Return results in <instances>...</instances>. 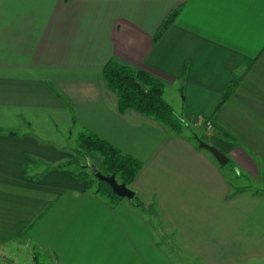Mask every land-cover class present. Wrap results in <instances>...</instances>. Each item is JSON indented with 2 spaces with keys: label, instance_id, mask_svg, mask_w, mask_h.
Wrapping results in <instances>:
<instances>
[{
  "label": "crops",
  "instance_id": "obj_1",
  "mask_svg": "<svg viewBox=\"0 0 264 264\" xmlns=\"http://www.w3.org/2000/svg\"><path fill=\"white\" fill-rule=\"evenodd\" d=\"M110 61L160 82L188 127L174 133L121 113L103 78ZM82 131L141 163L129 187L140 206L110 203L75 178L57 140ZM256 183L264 0H0V250L32 244L54 264H186L174 252L206 264L264 258Z\"/></svg>",
  "mask_w": 264,
  "mask_h": 264
},
{
  "label": "trees",
  "instance_id": "obj_2",
  "mask_svg": "<svg viewBox=\"0 0 264 264\" xmlns=\"http://www.w3.org/2000/svg\"><path fill=\"white\" fill-rule=\"evenodd\" d=\"M171 17L164 22L161 31L166 28ZM102 73L106 86L117 97L121 113L133 110L153 119L162 128L174 133L181 132L184 126L188 127L187 124L182 125L172 108L164 101V86L145 72L110 61L103 67ZM235 86L234 82L227 88L228 94L234 90ZM75 141L78 148L75 150L74 156L77 157L69 160L65 165L74 169L73 173L78 181L86 183L87 191L98 197L110 199V203L121 201L122 199L115 196L106 183L100 182L93 176L88 165H80L75 159L86 160L88 157L95 159L99 163V166L96 164L95 166L103 175L114 174L116 180L119 183H124L127 187L134 182L142 167L141 163L87 131L79 133ZM140 205L137 202L136 206ZM37 251L34 253L33 261L35 264H42L43 262H40L38 258L40 250Z\"/></svg>",
  "mask_w": 264,
  "mask_h": 264
},
{
  "label": "rangeland",
  "instance_id": "obj_3",
  "mask_svg": "<svg viewBox=\"0 0 264 264\" xmlns=\"http://www.w3.org/2000/svg\"><path fill=\"white\" fill-rule=\"evenodd\" d=\"M175 96L176 95L174 93L173 94L170 93V94H168L166 96L165 99H166V101H168L170 103V105L176 107V105H177L176 102L177 101H176V98H174ZM175 107H173V109L175 111H177V109ZM189 133L191 134V131H189ZM195 134H197L201 138V135H200L201 133L199 131L195 132ZM75 137H76L75 134L71 138H70V135L67 134L66 137L63 136L62 138L57 140V143L59 145H62V146H64L66 148V150L68 151L67 153H71L72 154V159L77 157V156H74L75 155V150L78 148L77 145H76V141H75L76 138ZM201 139L204 140L203 138H201ZM204 142H206V141L204 140ZM75 160H78L80 165L81 164H84V165H88V164L95 165L96 164V165L99 166V163L96 162L95 159H92L91 157L86 158V160L82 159V158L75 159ZM89 173H90V171H89ZM253 187L260 188L261 192H264V185L263 184L256 183V185H254ZM137 199L138 198L135 197V198L132 199V201L135 204H137V201H138ZM23 244H24V242L19 244L20 246H18L17 244H15V245H11L10 244V245H7L5 247L3 246L2 250H0L1 251L0 264H34V262L32 260L33 259V255H34L35 252H38V251L36 250V248L32 244L31 245H29V244L23 245ZM38 250H40L39 251L40 256L38 258H39L40 262H43L42 264H54V261L51 259L50 254H48L49 255L48 256L46 252H43L41 249H38ZM185 253H186L185 260H184V256L181 253L178 254L177 252H174V253H171V254H172V257H174L175 259L177 258L178 262H180V263L206 264L202 259L194 258L193 255H189L187 252H185ZM4 254L6 255V257L2 259ZM231 264H264V258L249 259L248 261L233 262Z\"/></svg>",
  "mask_w": 264,
  "mask_h": 264
},
{
  "label": "water",
  "instance_id": "obj_4",
  "mask_svg": "<svg viewBox=\"0 0 264 264\" xmlns=\"http://www.w3.org/2000/svg\"><path fill=\"white\" fill-rule=\"evenodd\" d=\"M197 139V138H196ZM198 146L199 148L201 149H205L206 151H208L214 158L215 160L218 162V164L220 166H224L228 159L226 158V156L224 154H222L219 150H217L216 148L198 140ZM88 167L91 171V173L93 174V176L99 180L100 182H104L106 183L112 193L121 198V199H128V200H131L134 198V192L132 190H130L124 183H119L116 178H115V175L112 174L110 176H106V175H103L99 169L93 165V164H88Z\"/></svg>",
  "mask_w": 264,
  "mask_h": 264
},
{
  "label": "built area",
  "instance_id": "obj_5",
  "mask_svg": "<svg viewBox=\"0 0 264 264\" xmlns=\"http://www.w3.org/2000/svg\"><path fill=\"white\" fill-rule=\"evenodd\" d=\"M204 127H205V130H206V131H210L211 128H212V126H211V124H210L209 122L205 123V124H204Z\"/></svg>",
  "mask_w": 264,
  "mask_h": 264
}]
</instances>
